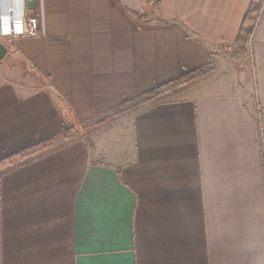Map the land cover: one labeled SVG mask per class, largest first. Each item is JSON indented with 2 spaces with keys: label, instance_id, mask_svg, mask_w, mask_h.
<instances>
[{
  "label": "crops",
  "instance_id": "obj_1",
  "mask_svg": "<svg viewBox=\"0 0 264 264\" xmlns=\"http://www.w3.org/2000/svg\"><path fill=\"white\" fill-rule=\"evenodd\" d=\"M250 2L27 0L39 35L2 40L0 160L60 136L66 104L94 123L216 70L1 172L0 264H264V6L241 70L222 51Z\"/></svg>",
  "mask_w": 264,
  "mask_h": 264
},
{
  "label": "trees",
  "instance_id": "obj_2",
  "mask_svg": "<svg viewBox=\"0 0 264 264\" xmlns=\"http://www.w3.org/2000/svg\"><path fill=\"white\" fill-rule=\"evenodd\" d=\"M250 1L251 2L249 4V7L245 13L242 23L240 24V30L237 37V43L240 50L249 41V37H252V34L254 33V30L257 26L256 24H258L261 15L260 12H262L264 6V0ZM215 70L216 67L213 64H210L206 67L199 68L181 75V77L179 76L172 81L154 87L135 98H132L115 106L110 111L102 115L94 123H85L81 121L75 115L73 109L68 104H66L64 105L65 114L70 120V126L68 127V129H66L58 137L46 139L31 147H28L27 149L1 159L0 173L22 163L33 155L54 147L62 140H68L77 134H82L84 137H86V134L93 126H98L109 120L119 118L130 111H133L140 107H145V105L147 106L149 104H152L157 100L165 97L166 95L176 92L179 88L206 77L208 74L213 73ZM60 104H63V102L60 101ZM261 134L262 158L264 160V132H262Z\"/></svg>",
  "mask_w": 264,
  "mask_h": 264
},
{
  "label": "built area",
  "instance_id": "obj_3",
  "mask_svg": "<svg viewBox=\"0 0 264 264\" xmlns=\"http://www.w3.org/2000/svg\"><path fill=\"white\" fill-rule=\"evenodd\" d=\"M27 12V0H0V40L39 35L37 17H29ZM223 48L234 51L232 46L224 45Z\"/></svg>",
  "mask_w": 264,
  "mask_h": 264
},
{
  "label": "rangeland",
  "instance_id": "obj_4",
  "mask_svg": "<svg viewBox=\"0 0 264 264\" xmlns=\"http://www.w3.org/2000/svg\"><path fill=\"white\" fill-rule=\"evenodd\" d=\"M239 47V46H238ZM232 50H234L233 52H229V51H225V49L223 48V52H225V53H228L226 56H225V58L228 60V59H230V60H228V63H231L232 65H234V68H236V69H238V70H241V65H242V59L244 58V57H246V55H243V52L238 48L237 49V47L236 48H234L233 47V49ZM215 72V71H214ZM213 72V73H214ZM213 73H211V74H213ZM208 75H210V74H208ZM238 75H241L240 73L238 74ZM207 77V76H206ZM205 78V77H204ZM203 79V78H202ZM235 79H237V75H234V73H229V75L227 76L226 75V77H225V82H227L228 84H233L234 83V80ZM201 80V79H200ZM196 82V81H195ZM192 83H194V82H192ZM192 83H190V84H192ZM189 85V84H188ZM188 85H186V86H188ZM234 85V84H233ZM186 86H184V87H186ZM183 87H181V88H179L176 92H174V93H171V94H169V95H166L165 97H163V98H161V99H159V100H163V99H167V98H178L177 96V92L178 91H180L181 89H182ZM158 101V100H157ZM141 108V107H140ZM140 108H138V109H140ZM138 109H135V110H133V111H136V110H138ZM133 111H130V112H133ZM130 112H128V113H130ZM128 113H126V114H128ZM125 115V114H124Z\"/></svg>",
  "mask_w": 264,
  "mask_h": 264
},
{
  "label": "water",
  "instance_id": "obj_5",
  "mask_svg": "<svg viewBox=\"0 0 264 264\" xmlns=\"http://www.w3.org/2000/svg\"><path fill=\"white\" fill-rule=\"evenodd\" d=\"M28 7L30 9H33L34 8V0H28ZM8 51V48L6 46V44L0 40V59L4 58L6 53ZM52 91V90H51ZM53 93L59 97L60 100H62L65 104H66V101L63 97H61V95H59L57 92L53 91Z\"/></svg>",
  "mask_w": 264,
  "mask_h": 264
}]
</instances>
